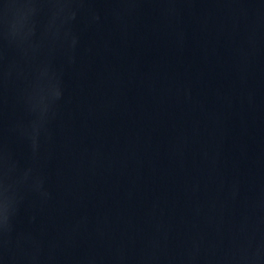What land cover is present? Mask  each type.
<instances>
[{
  "label": "water",
  "instance_id": "1",
  "mask_svg": "<svg viewBox=\"0 0 264 264\" xmlns=\"http://www.w3.org/2000/svg\"><path fill=\"white\" fill-rule=\"evenodd\" d=\"M0 264H264V0H0Z\"/></svg>",
  "mask_w": 264,
  "mask_h": 264
}]
</instances>
